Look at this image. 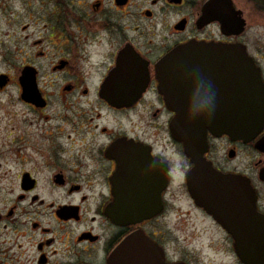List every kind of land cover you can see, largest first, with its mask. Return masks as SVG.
<instances>
[{"label": "flooded vegetation", "instance_id": "1", "mask_svg": "<svg viewBox=\"0 0 264 264\" xmlns=\"http://www.w3.org/2000/svg\"><path fill=\"white\" fill-rule=\"evenodd\" d=\"M25 5L30 22L23 31L29 38L38 25L43 38L27 48L19 67L0 73V93L8 87L17 93L9 109L0 110V264H113L118 248L137 232L163 249L167 263L187 264L168 252L169 237L159 228L160 220L168 224L174 216L177 197L226 232L190 194V155L247 177L264 214V152L256 148L264 130L248 142L208 131L205 142L187 149L172 132L177 111L160 88L168 62L170 79L185 83L174 86L177 108L190 115H203L194 109L214 106L228 93L218 69L223 56L182 53L192 41L244 44L261 68L245 38L264 35L255 29L264 28V0ZM135 206L158 212L135 223L113 219L112 212ZM227 236L236 264H245ZM134 252H122L119 264H138L128 261L138 260Z\"/></svg>", "mask_w": 264, "mask_h": 264}, {"label": "water", "instance_id": "2", "mask_svg": "<svg viewBox=\"0 0 264 264\" xmlns=\"http://www.w3.org/2000/svg\"><path fill=\"white\" fill-rule=\"evenodd\" d=\"M242 31L240 23V29L236 32ZM181 47L184 54L223 56L219 58L223 64L218 69L220 77L226 80L223 86L228 93L214 106L194 109L203 115H190L188 112L193 111L177 108L180 99L174 95V86H185V83L170 79L167 62L165 69H161L164 70V76L160 88L168 107L177 111L171 124L175 138L184 142L187 149H195L198 140L205 142L208 131L245 142L259 136L264 130V80L261 68L248 54L246 46L241 43L232 46L192 41ZM4 84L5 76H1L0 86ZM22 84L26 91L28 86L24 82ZM192 103L198 106V102ZM256 148L264 152V136L257 141ZM190 156L195 167L188 176V186L195 203L235 239L236 252L245 264H264V214L258 211V195L249 179L243 175L221 172L205 158ZM260 178L264 181V168L260 171ZM120 194L119 191L115 193L117 202L120 201ZM157 212V209L137 211L135 206L128 212H112V216L116 221L135 223ZM132 248L138 260H128L130 263L186 264L167 263L163 249L141 232L134 233L123 242L114 254L113 264H119L121 253Z\"/></svg>", "mask_w": 264, "mask_h": 264}, {"label": "rangeland", "instance_id": "3", "mask_svg": "<svg viewBox=\"0 0 264 264\" xmlns=\"http://www.w3.org/2000/svg\"><path fill=\"white\" fill-rule=\"evenodd\" d=\"M30 3L33 8L38 0H30ZM25 7V0H0V73L19 67L26 59L27 48L33 41L43 38L37 36L39 27L34 24L32 36L27 38L29 32H24L23 28L30 21L24 15ZM255 29L264 32V28ZM245 40L264 72V35L248 36ZM15 89L8 87L0 93V110H8L11 101L17 99ZM259 158L255 154L254 161ZM249 172L255 173V177L258 175L256 167H250ZM259 189L264 200V186ZM177 203L168 224L163 220L159 224L161 232L169 237L166 248L172 257L187 264H236L227 233L193 206L180 202L178 197Z\"/></svg>", "mask_w": 264, "mask_h": 264}, {"label": "clouds", "instance_id": "4", "mask_svg": "<svg viewBox=\"0 0 264 264\" xmlns=\"http://www.w3.org/2000/svg\"><path fill=\"white\" fill-rule=\"evenodd\" d=\"M200 113H196L195 115H199Z\"/></svg>", "mask_w": 264, "mask_h": 264}]
</instances>
